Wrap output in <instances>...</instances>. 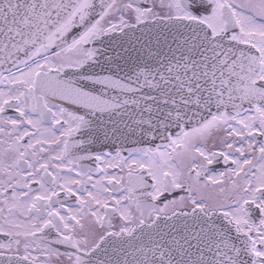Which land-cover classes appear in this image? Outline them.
<instances>
[{
	"label": "snow or ice",
	"instance_id": "6c2138e0",
	"mask_svg": "<svg viewBox=\"0 0 264 264\" xmlns=\"http://www.w3.org/2000/svg\"><path fill=\"white\" fill-rule=\"evenodd\" d=\"M0 84V264H264V0H0ZM101 134L163 143L102 169Z\"/></svg>",
	"mask_w": 264,
	"mask_h": 264
},
{
	"label": "flooded vegetation",
	"instance_id": "af4514ba",
	"mask_svg": "<svg viewBox=\"0 0 264 264\" xmlns=\"http://www.w3.org/2000/svg\"><path fill=\"white\" fill-rule=\"evenodd\" d=\"M241 0H237V3H240ZM141 6H144V0H140ZM134 22V21H133ZM90 46V45H89ZM0 89H5L7 90V86L6 85H2L0 84ZM55 103H58V101H54ZM65 106V105H64ZM67 107V106H66ZM244 107H248V105H245ZM5 116H16V112L14 109L9 108L5 110L4 113ZM189 127H191V125H189ZM178 131H172V134L175 135V133ZM223 136V131H221L220 133L216 134L212 139H210L207 143V147L210 150H217L220 148V137ZM0 138H4V137H0ZM76 139H80L82 138L80 135L75 137ZM258 139H264V137H258ZM23 143H27V139H25V141H23ZM6 147V145H0V148H4ZM119 149H105V150H100V151H90L89 152L95 154V153H99L102 155L103 160L100 164L101 168H104V164L103 161H107V160H112L113 156H115V153L118 151ZM121 157L127 158L129 155V152H123L121 150H119ZM104 153H110L111 155H107L104 156ZM79 155H83L84 153H77ZM12 154H9V156H11ZM45 159H47L48 157V153H44L43 154ZM200 161H198L199 163ZM41 163H43V161H41ZM58 163V161H52V165ZM117 165H119L118 167L112 168L109 167L106 169L107 171V175H115V176H126L128 168L124 166L123 161L121 160H116L115 162ZM68 164V161H65V165ZM80 164L82 166L85 167V169L87 168H92L95 169L96 165H97V161L93 158L91 159H87V160H82L80 161ZM228 167H234V165L231 164V162H229L227 165L224 163L223 158L222 157H218L217 160L209 166V174H215L216 172L219 171H225ZM80 169H76V171H70L68 167H65L64 169L59 170V174L61 177L63 178H70L72 180H82L85 179L86 177H82V176H77L76 172L79 171ZM49 171L50 172H56L57 169H55L53 166L49 167ZM89 175L91 176V182H89L88 184L84 185L82 188L78 187V186H73V192L75 193L74 195H65V192L60 188V187H56V192L58 193V196L55 199H59L61 202H63L65 204L66 207H72L73 210L76 209V207H78V202L76 199L77 195H81V196H86L87 191H96V189H93L92 184L95 183L97 180L100 179L101 175H104L103 172H91L89 173ZM3 177H1L0 175V179H2ZM39 179V177H35L33 180V183L31 185V187L33 189H39V184L35 182V180ZM145 179L148 181L149 184L152 183L151 178L148 177L145 174ZM58 184H63L64 183V179H61L57 182ZM103 185L105 187H108L107 184V179H105L103 182ZM49 185H46V187H48ZM149 191L151 189H148ZM10 191H9V195H10ZM36 193L34 192L33 195H35ZM183 193H181L179 190H177L176 195L179 196ZM116 195H119V193H116ZM165 198L171 199V196H167ZM0 200H2V198H0ZM161 203H163V201L161 200ZM55 207H59V205H54ZM0 207H4V205L2 203H0ZM7 215V209L5 208V212L3 214H0V226H4L5 230H7L8 226L5 224V219L4 217ZM21 219H23V217H21ZM113 223L114 224H119V219L118 217H114L113 218ZM9 238L3 233L0 232V241H3L4 243H8ZM61 251H65L66 250V246H59ZM70 250V249H69ZM0 251H7V250H0ZM12 252H16V248L13 247ZM23 248L21 247L19 250V255H23ZM33 255H37V253H33ZM38 259H43V257L38 256ZM53 264H69V262L67 261L66 258H60V259H55L53 260Z\"/></svg>",
	"mask_w": 264,
	"mask_h": 264
},
{
	"label": "water",
	"instance_id": "95a60500",
	"mask_svg": "<svg viewBox=\"0 0 264 264\" xmlns=\"http://www.w3.org/2000/svg\"><path fill=\"white\" fill-rule=\"evenodd\" d=\"M114 35H118V34H114ZM136 35H140L139 27L136 30ZM90 46L91 47H99V45L96 44L95 42ZM245 105H247V104H245ZM65 106L68 107V105L66 103H65ZM213 111H215L214 108H213ZM105 119H107V117H105ZM175 130H177V129L173 128L171 131H175ZM84 138H86V137H84ZM160 143H163V141L159 140L158 138L156 140L150 142V143H147L143 139L138 138L136 136H128L127 139H124V138L105 139V137L101 134L98 139H95L94 142L88 146V150L100 151V150H105V149H110V150L119 149L123 152H129V149H134L137 147H145V146L155 147L156 144H160Z\"/></svg>",
	"mask_w": 264,
	"mask_h": 264
},
{
	"label": "rangeland",
	"instance_id": "374dc122",
	"mask_svg": "<svg viewBox=\"0 0 264 264\" xmlns=\"http://www.w3.org/2000/svg\"><path fill=\"white\" fill-rule=\"evenodd\" d=\"M1 177H3V176L1 175Z\"/></svg>",
	"mask_w": 264,
	"mask_h": 264
}]
</instances>
